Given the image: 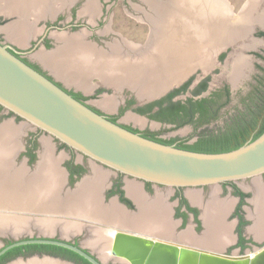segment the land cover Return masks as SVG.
<instances>
[{
  "label": "water",
  "instance_id": "95a60500",
  "mask_svg": "<svg viewBox=\"0 0 264 264\" xmlns=\"http://www.w3.org/2000/svg\"><path fill=\"white\" fill-rule=\"evenodd\" d=\"M66 4L71 6L73 0H66ZM17 52L13 46L0 43V105L18 116L26 125L40 129L80 156H86L89 168L98 164L126 177L172 188L213 186L255 179L264 174V131L253 140L220 152L195 151L162 143L127 129L95 111L85 101L77 99L23 61L16 55ZM181 83L182 80L168 86L164 91L142 98L153 101L174 88V84L178 86ZM58 158L57 164L63 174L60 192L65 189L64 193L71 194L89 176L79 178L72 187L65 186L66 180L69 182L67 172L60 165L62 157ZM64 193L58 195L59 205H55L54 210L43 208L40 210L55 216H80L90 219L91 216L87 214H75L64 208V204L61 207L60 203L66 200ZM125 193L133 201L126 189ZM100 200L101 202L103 200L101 193ZM133 203L135 205L134 201ZM6 209L10 212L37 210L15 207L4 208ZM14 218L22 219L20 216ZM93 218L96 222H105L115 227L106 217ZM5 220L10 222L8 218ZM22 220L26 223L25 219ZM40 223L61 227L64 221L40 219L37 228L44 233H52L54 226L52 230H43ZM104 229L106 236L101 240V248L103 247L101 254L105 255L104 242L109 241L108 254L122 259L126 264H264V244L251 255H228L217 251L219 249L204 248L202 245L189 242L177 243L168 237L160 236L161 239L154 234L145 235L143 233L146 232L127 227L126 229L118 227V230ZM21 231L23 226L14 232L17 237L0 246V256L20 245L51 244L69 249L91 264H104L81 245L46 234L18 238Z\"/></svg>",
  "mask_w": 264,
  "mask_h": 264
},
{
  "label": "rangeland",
  "instance_id": "374dc122",
  "mask_svg": "<svg viewBox=\"0 0 264 264\" xmlns=\"http://www.w3.org/2000/svg\"><path fill=\"white\" fill-rule=\"evenodd\" d=\"M158 1H160V0H158ZM228 1L234 5L235 9H237L240 6L241 2H243L244 0L243 1L242 0H228ZM42 2H43L42 6H45V9H47L46 7L51 5L53 12H52V14L49 12L42 13V11L39 10L40 13L38 16H45V17L40 18L36 21L34 20L35 19L34 16H31V15L29 16V21H28L29 24L30 23L32 24V29H34V27H35V38H33L31 40L32 43L35 42V40L43 32V30L45 28L44 23L47 22V20L55 21L56 19H58L60 26L66 25L69 22L78 23V25H80V26L76 27L75 30H73V31L70 28H67V26H65V28L60 30V31H58L56 29H49L48 36L50 38L49 39L50 44L47 47H44L41 43H37L36 45L30 43L31 45L27 44V46L19 45L20 48H22V49H28V48L32 47V49L30 50V52L28 54V58L33 60V61L35 60V58H33V56L36 57L37 52H39L41 50L50 51V50L55 49V47L57 46L56 45L57 41H59L57 39L58 36H56V34L58 32L65 33V34L75 33V34L70 35V36H72V37L76 36L79 39H81L82 38L81 36H83L84 39L90 40L92 43L96 42L97 44H99L98 49H103V50L107 51V54L102 51L104 54H106L107 57L108 56L112 57V56H115L114 54H116L117 55L116 57L117 58L120 57V59H129L128 57H132L133 55H135L134 50L136 51V54L138 52H140L139 54L146 53L147 51H149V48L151 47L150 46V40L152 39V36L154 37V35H156V31H155L154 26H157V25L155 23L154 24L152 23V26H153L152 30L155 33H154V35L149 36L150 34H149L148 24L143 20L144 18L140 15V11H139L140 9L143 10L145 8V5L143 2H140L138 0H73V4L71 6H68L66 4V0H45ZM89 3L92 4V7L94 9L93 13H90L92 11L89 12L86 9L87 4H89ZM136 5L138 6L137 11L135 9ZM71 8H73L74 14H71V11H70ZM102 9H103V13H101ZM158 13H156V16L151 15L153 21L151 19H150V21L156 22L160 18L159 17L160 15ZM98 18H99V20H98ZM14 20H16V16H14V17L13 16H5L0 12V40L5 41L8 39L6 37L4 29H2V27L7 25L8 23L13 22ZM33 20L35 21V23H32ZM86 25H89V28H91V29H87ZM86 31H88V32H86ZM77 33H79V34H77ZM252 33H253V35L251 36V39L255 40L256 42L254 41L255 43L253 45H250L249 49H247V50L244 48H243V50L241 49V52L243 54V58L238 56V55L232 57V59L229 58L228 55H231V53H233L232 48L222 50L220 53L217 54V56H215V53L212 52L211 55H212V59L214 60V62L212 64L209 61L206 64V66H209V65L211 66L210 69L205 70V68L204 69L203 68H197V69L193 70L192 73L188 76V77L191 76V78H192L190 88H192L194 86V84H196V82L199 81L203 76H207L209 79L208 90L206 92H204V94H203V95H207L210 90L214 89L215 87L221 86L223 83H226L225 80L228 79L229 76L233 81L235 78H237V76H241L242 68H244V70H245L243 77L239 80L238 85H236V84L231 85L232 96H231L230 102L225 106V108H223L221 111L218 112L216 119H214V120H212V121H210L204 125H201L197 128H195L192 124H184L181 126H175V125L170 124V123H164V122H160V121L151 119V118L145 116L144 114L138 113L137 111H135V109H133V107H138L139 105L143 106L144 104L150 102V100H152V99L142 98L145 96L141 97L140 95H138L136 88H133L129 85L127 86V84L126 85L121 84L122 85L121 87H117V86L105 83L107 86L103 87L104 85L101 84L102 81H99V82L95 81V83L98 84L99 88H98V91H96L94 94L91 93L90 96H88V97H90L88 102L90 104L96 106L97 108L102 109V111H105L104 108H107V107L101 105V101L102 100L109 101L111 104L110 106L111 107L113 106V107H112V110H106V111H109L108 113H117V115L119 117V121H122L126 124H130L134 128H139V129H143V130L149 129L152 131H162L160 136L163 138H174V137L180 138V139L185 138V139H187L188 143H192L196 140L197 136L202 134V133H204V134H217V133L221 132L223 130V128L226 127L225 126L226 120H230L232 117H241L242 114H245L246 111L244 109L246 108L245 104L247 102L245 103V101H243V100L247 99L248 96H250L252 94L256 95V93H257L256 91L253 92V87L258 84L256 76L258 77V76L262 75V71L259 69V67H257V65L259 63L262 66H264V60L256 57L255 55H253V53L264 52V41H263L264 39L261 36H257V34H256L257 30L256 29H254ZM80 34H82V35H80ZM55 36H56V38H55ZM93 36L94 37L96 36L100 42H98L96 39H93ZM61 37L66 38V39L68 38L67 35L66 36L62 35ZM131 42L136 43L137 45H140V46H144L141 49L143 51L138 49V52H137L136 48H134V47H132V49H131V47H130ZM147 42H149L148 46H146ZM111 45H115L116 48L114 47L111 50L110 49ZM134 46H136V45H134ZM55 50H53V51H55ZM196 50L198 51L197 48H196ZM244 50H246V51H244ZM220 54H223L222 59H219ZM36 58L38 59V57H36ZM38 60H40V59H38ZM229 63H232L233 66L235 64L238 67V69H237V67H235V69H236L235 77L233 76L235 69L233 70L234 72L227 73ZM194 64H199V63L190 64V66L187 69H185V73L183 75L187 74L186 71L190 70V68ZM202 66H204V65H202ZM45 69L47 71H49L50 73H52V71L50 69H48V68H45ZM225 69H227V70H225ZM188 77L186 79L184 77H182L184 79L181 78V79L175 80L171 83L173 84V83L179 82L180 80H182V82H183L184 80H187ZM65 81H66V79H65ZM66 83H70V82L66 81ZM174 86L176 87L177 84H174ZM68 87L73 88V86H68ZM189 94H190V92H187L185 94L179 95L176 98L183 100ZM139 97H141V98H139ZM256 97L258 98L257 102H259L258 101L259 96L256 95ZM128 100H133L134 104L132 107L126 106V102ZM249 104L254 106V104H252L251 102H249ZM110 106H108V107L111 108ZM3 112H4L3 114H6V111H3ZM239 112H240V116H238ZM1 118H3V117H1ZM3 120H11L12 123L9 121H6V122L11 123L16 128L17 131L19 128L21 133L18 132V136L16 137L18 145H19V141H20L21 146H22L23 141H24L23 140L24 137L27 136L29 134V132L35 131L34 127L26 125L20 119L15 120L14 116H12V115H8L6 118H3L1 121H3ZM3 124H4V122H3ZM1 125H2V123H1ZM38 140L40 142L38 145V150H39L38 154H41L40 156H42V154L45 153L44 152V149H45L44 144L50 145L49 147H50L51 154L55 158L62 156V160H61L60 165H61V167L65 168L64 165L70 157L67 149L62 147L58 143V141H56L53 138H50L47 134H45L43 132L39 134ZM40 158L42 159V157H40ZM41 159H39V162H41V165H44L43 161ZM74 160L77 162L83 163L86 167V170H84V172L80 175V177H78V179L82 178V177L91 176L92 175L91 172H92V170H94V168H96L95 170H100V171L107 174L106 179L102 185L103 188L100 191V193L102 195V199H103L101 203H103L104 205H106V204L109 205L111 202H113L112 200L109 202V200L116 197V196L115 195H108L107 190L111 184V181L114 180V178L116 177L117 174L114 171L109 170V169H107L103 166H100L98 164H96V166L93 165L91 168H89L90 166L88 164V159L87 158L83 159V157L80 156V154H78V153L75 154ZM23 161H24V158L22 157L20 160V163H22ZM39 162L35 165V170H26L28 176H31L32 172L39 169L37 167ZM38 172H39V170H38ZM78 179H75L71 184L68 183L66 180L65 186L70 185L72 187L73 183L76 182ZM121 180H122V185H124L123 186L124 188H125V182L126 181H134V182L138 183L140 185L142 191L144 192V194L146 196H148V198H154V196L158 195V194L162 196L163 201L165 202L163 204L166 208H168V215L170 217L171 222L173 223L172 224L173 237H168L171 241H174L177 243H183L184 241L178 239V236H179V234H182L184 232H189L192 236H197L196 238L203 236L202 234H204L206 226L203 224L204 221H203L202 216H200L201 210L199 207H201V206L197 203H193L189 199L188 192H197L200 195L201 199H203L202 201L205 202L206 200H208L210 194L214 190H217L216 191L217 197L220 200L228 201V203L230 205L229 209L226 213V216H224V218H225V221L227 223H229L231 226L230 227V234H231L230 239H228L226 241V244L217 251L224 253V254H228V255H244V254L250 255L256 249H258L259 247H261L264 244V236L258 238L253 234V232L251 230H249V229H251V227L254 224V219L252 218L251 215L253 213H255L253 201H256V198L253 197L252 185L254 184L253 182H255V181L264 184V174L255 178V179L253 178V179L234 181L233 183H230L227 185L217 184V185H213V186L182 188L181 189L182 194L186 197V199L189 201V203L197 209V212H198L197 216L199 219V225L194 221L191 214H189L187 216V220L182 222V223L180 221V218H177L176 216L173 215V207L176 204L175 189L174 188L152 184V188L150 190H148L145 188L144 183L140 180L133 179V178L126 177V176H122ZM232 184L237 186L240 190H242L244 193L247 194V196L245 197V199H244V201L240 207V212L242 213L244 219L246 220V224H244L242 227V233L246 238L249 239V243L241 251L235 246L237 216L235 215L234 210H235V206L237 205V198L235 195L232 194ZM64 191H65V189L62 190V193H61L62 195H63ZM118 204H120V203L118 202ZM135 205H136V203H135ZM36 208H37L36 206L31 207V209H36ZM137 210H138L137 205H136V208L133 205V206H131V208L126 209V211H133L132 213L137 212ZM19 216L22 219H25L26 223H23V222H25L24 220L23 221L20 220L19 223L16 222V224H18V226H20L21 224H22L21 226H23V224H25L23 226V231H21L18 238L23 237V236L24 237L41 236L42 234H44V235L46 234V235H49V237L61 238V239H65L67 241L77 240L79 245H81L82 247H84V248L88 249L90 252H92L101 261H103L104 264H125V262H123L122 259H117V258L108 254V248L109 247H107V246H109V244H110L109 241L105 242V244H106L105 245L106 250L104 252L105 255L101 254V249L99 248V245H97L98 246L97 247L96 244L100 241V239H102V234H100V233H102L103 231H101L100 233H97L99 231L98 230L99 227L112 228V229H116V228L118 229V227L126 229V227H121V225L118 226V225L113 224L114 226H116V228H115V227L111 226V224H107V223L101 224V223H98V222H95V221H92L90 219L83 218L80 216H66V215L55 216V215H52L51 213H48L46 211H41V210H22V211H18V212H10L7 209L4 210V208L0 207V217H4V218H8V219L12 220L14 217H19ZM46 218L49 220H56V222L62 220V221H64V224L61 227H56L55 224L50 225V224L40 223V228L43 227V225H45L47 227L54 226V230L52 233H44V232L40 231V229L37 228V225H39L38 223H39L40 219H46ZM65 221H67V222H65ZM78 223H80L81 225H79ZM73 224L75 227H77V229H75L74 227L72 228ZM2 226H4V225L0 224V227H2ZM47 227H45V228H47ZM79 227H80V229H79ZM20 229H21V227H19L17 229H12V230L8 229V228L0 229V231H1L0 232V246L3 243H6V241H8V240L11 241L14 239V237H17L14 234V232L17 230H20ZM75 230L76 231L78 230V232L70 233V232H73ZM143 232H145V231H143ZM143 234H145V235L151 234L152 235V233L149 234L148 232L143 233ZM96 236L98 238H96ZM156 237L161 238L160 236H157V235H156ZM90 241L93 243L94 246L90 243ZM185 243H188V242H185ZM189 243L198 244V243H194V242H189ZM199 245H202V244H199ZM202 246L208 247L205 245H202ZM210 248H213V247H210ZM2 264H4V263H2Z\"/></svg>",
  "mask_w": 264,
  "mask_h": 264
},
{
  "label": "bare ground",
  "instance_id": "6f19581e",
  "mask_svg": "<svg viewBox=\"0 0 264 264\" xmlns=\"http://www.w3.org/2000/svg\"><path fill=\"white\" fill-rule=\"evenodd\" d=\"M33 1L36 4L41 1L42 4V1L45 0ZM202 1L204 3L205 0ZM26 2L29 4L32 3V0H26ZM47 9L48 10H44L42 8V13H50L52 11V8L48 7ZM86 9L89 12L92 11L90 13H93L94 9L91 3L87 4ZM10 10L11 7L7 5L3 7L0 6V11L2 12H8ZM158 12V14H161V11ZM168 14H171V12L168 13L165 11L164 18L170 16ZM180 17L182 20L176 21L173 27L172 25L170 26L168 24V26L162 23L158 25V22H156L157 26H154L156 35H154V37L152 36L150 40L151 47L149 51L139 54L140 52H138V48H136L138 53L136 54L134 50L135 55L132 56V60H130V57H128L129 59H120V57L115 59L114 57L115 60L109 57L103 58L104 54L101 55L99 51L96 50L97 52L92 53L90 52L91 49H86L84 47L85 44L80 46L82 45V40L76 36L68 37L65 40L61 36L57 37V39L62 42L61 45H70V47H67V54H64L63 57L60 55L63 50L61 45L57 48V51L54 52L44 53L39 51L36 53V57L46 65L54 68L55 71L61 75L74 78L75 75L78 73L81 74V72L87 73V75L90 73L91 75H96L100 81L104 83H111L110 80L116 79L117 82H112L114 86L127 84L136 88L138 95L141 97L151 96L162 90L164 91V89L172 84L171 82L181 79L182 77L179 78V75L184 73L185 69L190 66V64L181 66L182 61L186 63L190 57H192V60L194 59L193 57H196L195 53L197 50H194V47L198 44V41L196 39L194 41L192 38L193 36H190V34H194L185 30L186 27L182 26V22L184 21L182 15ZM201 19L205 21L208 20L206 16L204 19ZM210 29H204L202 31L203 40H208L209 43H216L215 41H219L215 39L218 38V36H214L215 32H212V30L210 31ZM29 31H31V29H29L28 25H25L24 22H20L12 26L10 32L11 36L16 40H23L28 36ZM187 34L191 37V43H194V46L188 40L189 37ZM211 37H213V39L209 41ZM148 44L149 42H147L146 46H148ZM192 51L195 53L193 54ZM196 61L199 64L206 65L210 59L203 57ZM85 76L86 75H84V77ZM81 81L82 83L80 84L86 86L87 80L83 81L80 79L79 82ZM101 105L109 108L108 106L111 104L109 101L102 100ZM18 132H20L19 128L17 131L12 124L4 123L0 125V207L31 209V207L36 206L37 210H40V208L54 210L56 208L55 205H59L58 195L62 193L60 192V186L62 184L63 174L57 164L59 158H54L50 152V145L44 144L45 153L40 156L42 157L41 160L44 165H41V163L37 165L39 172L36 170L32 172L31 176H28L25 169L10 170L11 154L18 144L16 138ZM95 169L96 168H94V175L92 170V175L84 179L75 191L71 194L64 193L66 200H62L63 202L60 203L61 207L64 204V208L71 210V212L75 214L82 213V215L84 213L87 214V211L89 212L92 209H98L100 207L98 192L107 174ZM91 178L92 180H90ZM125 189L127 194L136 203L138 207L137 212L131 214L112 202L107 206V208L113 212V214L111 213V219L107 218L108 221L114 219L113 223L121 225L122 227L145 231L157 236L162 235L161 237H173V223L168 215V208L163 204L165 202L162 196L158 194L155 195L156 197L154 196V198H148L142 191L140 185L134 181H126ZM216 191L217 190H214L205 202L202 201L203 199H201L197 192H188L189 199L193 203H197L201 206L200 216L203 218L206 229L201 237L196 238L197 236H192L189 232H184L178 236V239L185 242L207 245L217 249L222 248L226 244V241L230 239L231 226L224 218L230 205L228 201L220 200L217 197ZM253 197L256 198V201H253L255 213L251 215L254 219V224L249 230H251L256 237L260 238L264 236L263 183L254 182ZM95 212H97V210ZM91 213L92 212L89 214ZM20 220L22 219L13 218L8 222L4 217H0V224L4 225L0 227V229L8 228L12 230L22 227V224L20 226L16 224V222L19 223ZM41 228L43 230L52 229L51 226L45 228L44 225ZM96 238L98 237L96 236ZM33 264L56 263L42 261Z\"/></svg>",
  "mask_w": 264,
  "mask_h": 264
},
{
  "label": "crops",
  "instance_id": "0c3cea01",
  "mask_svg": "<svg viewBox=\"0 0 264 264\" xmlns=\"http://www.w3.org/2000/svg\"><path fill=\"white\" fill-rule=\"evenodd\" d=\"M138 1L143 2L145 5V8L143 10L140 9L139 11H140V15L144 18L143 20L148 24L149 34H150L149 36H152L155 33L152 30V23L157 24L156 22H158V25L161 23L163 25L169 24L170 26L172 25V27H173V25H175L176 21L178 22V20L179 21L182 20V19H180L181 18L180 16L182 15V18L184 20L182 22V26L186 27V29H185L186 31L194 34V35L190 34L191 37L193 36L192 38L194 41H195V39L198 41V44L194 47V50H196V48H197L198 51H196V53L194 51H192L193 54L195 53L196 57H193L194 58L193 60H192V57H190L188 61L184 59L185 61L189 62L190 64H192L194 62L197 63L196 60L201 59L203 57L209 58L210 63L213 64L214 60L212 59V55H211L212 52L215 53V56H217V54L220 53L222 50L228 49V48L233 49V53H231V55H228L229 58L232 59V57H234L236 55L243 58V54L241 52V49L243 50V48H244L247 50V49H249L250 45H253L256 42L255 40L251 39V36L253 35V33H252L253 30L256 29L257 32L260 31V32L264 33V0H244V1L242 0L243 2H241L240 6L237 9H235L234 5L231 2H229L228 0H205L204 3L202 0H160V1H158V0H138ZM6 5L11 7V10L8 12H4V11L3 12L0 11V12L5 16H13V17L16 16V20H14L13 22L8 23L4 27H2V29H4L6 37L8 38L7 40L9 42H12V44H14L16 46H19V45L27 46V44H30L31 40L33 38H35V27H34V29H32V24L31 23L29 24V22H28L29 16L30 15L34 16L35 19L34 18L33 19L36 21L40 18L45 17V16H38L41 9L42 8L44 10H48V9H45V6H42L41 1L37 2V4H36L32 0V3L27 4L26 0H12V1L0 0V6L3 7ZM48 7L51 8V5ZM48 7H46V8H48ZM135 9L137 11V9H138L137 5H136ZM213 9H215V10H213ZM158 11H161V14H159L160 18L156 22H152L153 20H152L151 15L156 16V13H158ZM165 11L168 13L171 12V14H168L170 16L164 18ZM52 12H53V10L50 13L52 14ZM216 15L218 18L216 17ZM205 16L208 18L207 21L201 19V18L204 19ZM150 19L152 21H150ZM34 20L32 21V23H35ZM20 22H24L25 25H28V27H29V29H31V31H29L28 36L26 38H24L23 40H16L14 37L11 36L10 31L12 29V26H14L15 24L20 23ZM204 29L205 30L210 29V31L212 30V32H215L214 36H216V35L218 36V38H215V39L216 40L218 39L219 41H215L216 43H213V42L209 43L208 40L207 41H205V39L203 40L202 31ZM77 34H79V33H77ZM60 35L61 36L67 35V37H69L70 35H73V34H65V33L56 34V36H60ZM80 35H82V34H80ZM187 35L189 37L188 40L191 43L192 39L189 36V34H187ZM56 36H55V38H56ZM257 36H259V35H257ZM70 37H72V36H70ZM81 37L89 45H91L93 47L95 46L94 43H92L88 40H85L83 38V36H81ZM262 38L264 39V37H262ZM64 39H66V38H64ZM212 39H213V37H211V40H209V41H212ZM61 44H62L61 41L60 42L57 41V44H56L57 46L55 47V49L58 48V46H60ZM84 44L85 43L82 41V45H80V46H83ZM130 44H131L130 45L131 49H132V47H134V48H138L141 50L144 47V46L137 45L136 43H133V42H131ZM191 44L194 46V43H191ZM134 45H136V46H134ZM68 46L70 47V45H68V44L61 45V48L63 50L61 51L60 55L62 57L64 56V54H67V52H68L67 47ZM84 47L86 49L87 48L91 49L90 52H92V53L97 52L96 51L97 48L93 49L92 47H90L86 44L84 45ZM114 47H115V45H111L110 49L112 50V48H114ZM55 49H53V50H55ZM192 49H193V47H192ZM53 50H50V51L41 50V51L44 53H49L51 51L54 52ZM100 50L107 54V51H105L103 49H100ZM246 50H244V51H246ZM55 51H57V49ZM100 53H101V55L104 54L102 52H100ZM106 54L103 55V58L107 57ZM114 55L115 56H112V57L108 56V57L112 60H115L117 58L116 57L117 55L116 54H114ZM114 57H115V59H114ZM33 58H35L34 61L38 62L44 69L45 68L50 69L53 73V74L52 73L51 74L54 75L56 78L61 79L65 85L74 86L75 88H80L83 90L84 93L91 94L93 92V88L98 85L97 83H95V81H98V82L100 81V79L96 75H91L90 73L87 75V73L81 72V74L78 73L77 75H75L74 78H70L68 76L61 75L58 72H56L55 69L52 68L51 66L46 65L44 62H41L40 60H38L34 56H33ZM132 59H133V57H130V60H132ZM187 62L185 63L184 61H182L181 66L182 65L186 66L187 64H189ZM210 67H211L210 65L209 66H206V65L202 66L201 63H200V65L194 64L190 68V70L186 71L187 74L183 75L185 72L181 73L179 75V78L188 77L192 73V71L197 69V68H203V69L205 68V70H207V69H210ZM73 68H74V66H73ZM78 70H80V69H78ZM225 70H227V69H225ZM227 73H228V71H227ZM84 75H86V76L84 77ZM79 78L83 81L87 80L86 86H83L80 84V83H82V81L79 82V80H80ZM184 78H182V79H184ZM65 79L67 82H70V83H66ZM110 82L111 83H106V84L114 85V83H112V82H117V80L112 79V80H110ZM101 84L107 86L104 82H101ZM122 85H126V84H122ZM119 87H121V85ZM84 88H86V89H84ZM112 107L111 108H104L103 107L105 110L104 112H109L106 110H112ZM8 121L11 122L10 120H8ZM6 123H8V122H6ZM11 123H9V124H11ZM16 148L14 149V151L16 150ZM14 151H13V153H14ZM11 158H13V157L11 156ZM19 169H20V167L17 168V170H19ZM47 174H48V171H47ZM93 175H94V170H93ZM92 178H93V176H92ZM92 178L90 180H92ZM104 181H103V183H104ZM102 185L100 186V190L98 192L99 198H100V191L103 188ZM111 200L113 202H115L117 205H119L124 211H126L127 208L123 205L118 204L117 199L114 200V198H112L109 200V202ZM107 205L108 204L104 205L103 203H101V200H100V207L98 209H92L89 212L87 211V215L91 216L90 220L95 221V220H93L94 219L93 217H98V216L104 217V218L105 217L110 218L112 216L113 212L107 208ZM96 210H97V212H95ZM90 212H92L94 214H92V213L89 214ZM126 212H128V211H126ZM80 214H82V213H80ZM85 214L86 213H84L83 215H85ZM65 222H67V221H65ZM111 222H114V219L111 220ZM98 223H100V222H98ZM78 224L81 225L80 223H78ZM101 224H105V222H101ZM112 224L117 225L115 223H112ZM45 227H47V226H45ZM73 227L77 229V227H75L74 224L72 225V228ZM103 228L99 227V229H98L99 231L97 233H100L101 231H103L104 230ZM79 229H80V227H79ZM78 230L70 232V233L78 232ZM101 234H102V239H104L103 237H105L106 234L104 232H102ZM164 237H166V236H164ZM102 239H100V241L96 244V246L99 245L100 249L103 248V247L101 248V240ZM91 241H90V243L93 245V243ZM205 246H207V245H205ZM101 253H102V251H101ZM42 261H50V262H53L56 264H75L74 262H72L70 260H67V259H64V258H61L58 256L49 255V254H32L29 256H18L16 258L6 262L5 264H33V263H40Z\"/></svg>",
  "mask_w": 264,
  "mask_h": 264
},
{
  "label": "flooded vegetation",
  "instance_id": "af4514ba",
  "mask_svg": "<svg viewBox=\"0 0 264 264\" xmlns=\"http://www.w3.org/2000/svg\"><path fill=\"white\" fill-rule=\"evenodd\" d=\"M70 11H71V14H74L73 8H71ZM101 11H102L101 13H103V9ZM98 20H99V18H98ZM44 24H45V28H44L43 32L35 40V42H33V43L30 42L31 44H34L35 45L38 42V43H41L44 47H47L50 44V40H49L50 38L48 36L49 29H56V30L60 31V30L64 29L65 26H67V28H70L73 31V30H75L76 27H79L80 26V25H78V23H73V22H69L66 25L60 26L58 19H56L55 21H49V20H47V22H45ZM86 26H87V29H91V28H89V25H86ZM86 32H88V31H86ZM59 33L60 32H58L57 34H59ZM260 33L261 32L258 31L257 32V35L264 37V35H262ZM72 34H75V33H72ZM93 39H96L98 42H100L99 39H97L96 36L95 37L93 36ZM80 40H82L84 42V40L82 38ZM88 41H90V40H88ZM0 43L13 46L18 51L17 54H16L17 56H19L23 61H25L26 63H28L29 65H31L32 67H34L35 69H37L38 71H40L41 73H43L44 75H46L48 78H50L51 80H53L57 85H59L62 88L66 89L74 97H75L74 94H77V93H79L80 95H82L83 97H85V99H83L82 101H85L95 111L104 114L105 116H107L112 121L118 122L119 124H121L122 126L126 127L127 129H133V130H135V132H139V133H141L143 131V129L134 128L130 124H126V123H124L122 121H119V117H118L117 113L104 112L100 108H97L96 106L90 104L88 102V100L90 99V97H88V96H90V94L84 93L82 89H80V88H74V86H73V88L68 87L67 85L64 84V82L61 79L56 78L49 71H47L46 69H44L38 62L29 59L28 58V54H29L30 50L32 49V47H30L28 49H22V48L14 45V44H12L11 42H9L7 40H5V41L4 40H0ZM84 43L86 45L92 47L93 49L94 48L95 49L97 48L96 49L97 51L102 52V51H100V49L98 50V48H99L98 45L99 44H97L96 42H95L96 44L94 43V45H95L94 47L91 46V45H89L86 42H84ZM253 55H255L256 57H258V58H260L262 60H264V52H262V53H260V52L259 53L258 52L257 53H253ZM232 66H233L232 63H229L228 70H227L228 73L234 72L233 70L235 69V67H237L235 64H234L233 67ZM257 67H259V69L262 71V75L261 76H258V77L256 76L257 83H258L257 85L258 86L256 85V86L253 87V92L256 91L257 92L256 93L257 96L264 98V66H262L261 64L258 63ZM237 69H238V67H237ZM244 72H245V70H244V68H242L241 76H237V78H235L233 81H232V79L229 76L228 79L225 80L226 83H223L221 86L215 87L214 89L210 90L207 95H203L204 92H206L208 90L209 79H208L207 76H203L199 81L196 82V84H194V86L192 88H190V85H191V81H190V83H188V85L182 91H180L179 93H177L176 95H174L172 97V100L173 101L179 100L182 104H185V105L192 103V104H194V108H196V106H198V104L200 105L202 103V105L206 109V114L208 116V119L201 124V125H204V124H206V123H208V122L216 119L218 112L221 111L223 108H225V106L230 102V99H231V96H232V93H231V90H232L231 85H233V84L238 85L239 80L243 77ZM235 75H236V69H235V72H234L233 76L235 77ZM189 78H191V76L188 77V79ZM187 80H184L177 87H180ZM103 87H106V86L104 85ZM177 87H174V88H177ZM98 88H99L98 85L96 87H94L92 94H94L96 91H98ZM84 89H86V88H84ZM187 92H190V94L187 95L183 100L176 98L179 95L185 94ZM256 95L255 94H252V95L248 96L247 99L243 100V101H245V103L247 102L245 104V107L246 108L244 107L245 108L244 110L247 113L245 112V114H242V116H245V118H248L247 116H250L249 114H250L251 111H255V104H258V105L261 104V100L262 99L260 100V102H257V99L258 98L256 97ZM130 101H132V102L130 103ZM249 102H251L252 104H254V106L253 105H250ZM133 104H134L133 100H128L126 102V106H128V107H132ZM186 106H188V105H186ZM138 107H142V105H139ZM138 107H133V109H136ZM154 109H156V107ZM3 111H6V110L0 105V125H1V123L3 124V122L4 123L6 122L5 120H3V121H1V120L3 118H6L8 115L14 116L15 120H19L20 119L18 116H15L13 113H11L9 111H6V114H3L4 113ZM144 115L147 116L146 114H144ZM199 115H200L199 112L198 113L195 112L194 118L197 119L199 117ZM238 116H240V112L238 113ZM1 117H3V118H1ZM239 118L240 117H232L230 120H226L225 126L231 125L235 120H237ZM186 124H191V123H186ZM34 130L35 131L29 132V134L27 136H25L24 139L22 138L24 140L22 146H21V143L19 141V145H17L18 148L14 151V153L12 152L13 155L11 154V156L13 158H11V167H9L10 170H15V169L17 170L18 167H20L22 169H25V170H35V165L39 162V159H41L40 158V154H38V151H39L38 150V145L40 143L39 140H38V137H39V134L42 133V131L40 129H38V128H35ZM179 140H182V139L178 138L175 142H173V144L174 145L175 144H178V142H180ZM183 140H186L187 141V139H185V138H183ZM58 143L60 145L62 144L59 141H58ZM64 148H66V147H64ZM66 149H67V151L69 152V155H70V157L66 161V163L70 161L73 165H80V168L71 169L72 171L67 168L66 163L64 165L65 166V170L67 172V177H68V181H69L68 183L71 184V179L73 181L75 179H78V177H80V175L84 172V170H86V167H85V165L83 163L77 162V161L74 160V156H75V154L77 152H75L71 148H66ZM22 157L24 158V161L22 163H20V160H21ZM82 157H83V159L86 158V156H82ZM39 163H41V162H39ZM109 170H113V169H110L109 168ZM115 173L117 175L114 178V180L111 181V184H110V186H109V188L107 190V194L108 195H115L116 196V199H117V202H119L120 205L125 206L127 209L128 208H131V206H133L134 203H133V201L131 199H129L126 196L125 188L123 187L124 185H122V180H121V177L122 176H125V175L124 174H121L119 172H115ZM143 183H144V186H145L146 189L150 190L152 188V184L153 183H151V182H143ZM222 184L223 185H227V184H230V183L229 182H226V183H222ZM174 189H175L176 204L173 207V215L176 216L177 218H180V221L182 223V222L186 221L187 220V216L189 214H191L192 217H193V219H194V221L199 225L198 216L196 215V219H195L194 213L189 212L187 210V205L190 206V207H193V208H195V207L192 206L189 203V201L186 199V197L182 194V192H181V189L182 188H174ZM117 190H120L122 192V196L124 198H126L130 202V205L127 204L125 201H122L120 199V193ZM232 194L235 195L233 193V187H232ZM235 196L237 198V205L235 206V210H236L237 209V206H238V204L240 202V197L238 195H235ZM199 208H201V207H199ZM196 211H197V209H196ZM241 215H242V213H241ZM242 219L244 221H246L244 219L243 215H242ZM238 225H239V218L237 217L236 229H237V226ZM104 230H103V232H104ZM242 236H243L244 240L241 242V240L239 238V234L237 233V230H236L235 246L240 251L243 250L244 247L249 243V239L246 238L243 235V233H242ZM70 242H73V243L79 245V243H78L77 240H73V241H70ZM86 250H88V249H86ZM101 251H103V250H101ZM32 254H43V253L34 252V253H31L30 255H32ZM18 256H29V255H17L15 257H12V258L8 259L6 262H8V261H10V260H12V259H14V258H16ZM6 262H4V264Z\"/></svg>",
  "mask_w": 264,
  "mask_h": 264
},
{
  "label": "trees",
  "instance_id": "16d2710c",
  "mask_svg": "<svg viewBox=\"0 0 264 264\" xmlns=\"http://www.w3.org/2000/svg\"><path fill=\"white\" fill-rule=\"evenodd\" d=\"M260 34L264 35V33L262 32ZM222 57L223 54L220 55L219 59H222ZM191 79L192 78H189L180 87L173 88L164 96L150 101L142 107L136 108L135 111L140 114H146L147 117L151 119L164 123H170L175 126H181L186 123H191L195 128L201 126V124L208 119L206 109L202 105V103L200 105L198 104V106L194 108V104L192 103L186 104L188 105L186 106L185 104H182L179 100H172V97L182 91L188 85V83H190ZM74 95L79 100L85 99V97H83L79 93ZM260 100L261 104H255V111H251L249 114L250 116H248V118H245V116L240 117L239 119L235 120L231 125L223 128V130L217 134L202 133L198 135L196 140L192 143H188L186 140L183 139L179 140L180 142H178V144H175V146L195 151L220 152L236 148L247 141L255 139L264 131V98L259 97L258 101L260 102ZM131 102L132 101H130V103ZM155 107L156 109H154ZM195 112H199L200 114L197 119L194 118ZM130 130L135 131L133 129ZM161 133L162 131H152L149 129H144L140 134L144 137L166 144H173V142L178 139L175 137L163 138L160 136ZM61 146L68 148L63 143L61 144ZM66 166L69 170L80 168V165H73L70 161L66 163ZM72 182L73 180L71 179V183ZM232 187L233 193L240 197V202L237 206V209L235 210V215L239 218V225L237 226L236 230L242 242L244 240L242 236V226L246 224V221L242 219V215L240 213V206L242 205L244 198L247 196V194L241 191L237 186L233 184ZM117 191L120 193V199L130 205V202L122 196V192L120 190ZM187 210L189 212L194 213L196 219V209L187 205ZM9 242L11 241H6V243ZM34 252L58 256L75 262L76 264H91L89 261L78 255L77 253L69 249L51 244H26L14 247L0 256V264L6 262L8 259L17 255H30Z\"/></svg>",
  "mask_w": 264,
  "mask_h": 264
}]
</instances>
